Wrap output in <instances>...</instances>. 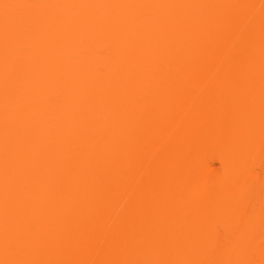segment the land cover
Listing matches in <instances>:
<instances>
[{"label": "bare ground", "instance_id": "1", "mask_svg": "<svg viewBox=\"0 0 264 264\" xmlns=\"http://www.w3.org/2000/svg\"><path fill=\"white\" fill-rule=\"evenodd\" d=\"M0 264H264V0H0Z\"/></svg>", "mask_w": 264, "mask_h": 264}, {"label": "rangeland", "instance_id": "2", "mask_svg": "<svg viewBox=\"0 0 264 264\" xmlns=\"http://www.w3.org/2000/svg\"><path fill=\"white\" fill-rule=\"evenodd\" d=\"M216 165H219V163H218V162H216Z\"/></svg>", "mask_w": 264, "mask_h": 264}]
</instances>
